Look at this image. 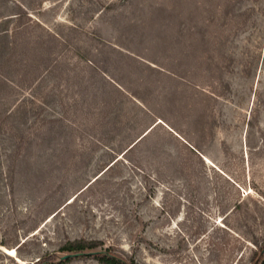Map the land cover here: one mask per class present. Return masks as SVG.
Wrapping results in <instances>:
<instances>
[{"label": "rangeland", "instance_id": "374dc122", "mask_svg": "<svg viewBox=\"0 0 264 264\" xmlns=\"http://www.w3.org/2000/svg\"><path fill=\"white\" fill-rule=\"evenodd\" d=\"M76 241L260 263L264 0H0V264Z\"/></svg>", "mask_w": 264, "mask_h": 264}, {"label": "trees", "instance_id": "16d2710c", "mask_svg": "<svg viewBox=\"0 0 264 264\" xmlns=\"http://www.w3.org/2000/svg\"><path fill=\"white\" fill-rule=\"evenodd\" d=\"M96 246L95 242H85V241H76V242H71L67 244L66 246H63L62 249L67 251L68 253H78L81 252V254H90L96 257L100 262L103 264H139L133 259H127L118 253L112 251L111 249H100V250H95L92 252H84L87 248H93ZM65 255V254H64ZM64 259H70L72 256L64 257ZM259 264H264V247L262 251V259Z\"/></svg>", "mask_w": 264, "mask_h": 264}, {"label": "water", "instance_id": "95a60500", "mask_svg": "<svg viewBox=\"0 0 264 264\" xmlns=\"http://www.w3.org/2000/svg\"><path fill=\"white\" fill-rule=\"evenodd\" d=\"M81 254V252L78 253H70V254H65L64 257H68V256H74V255H78Z\"/></svg>", "mask_w": 264, "mask_h": 264}]
</instances>
